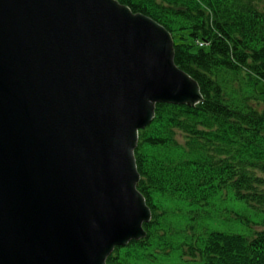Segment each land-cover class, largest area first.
<instances>
[{"label":"water","instance_id":"obj_1","mask_svg":"<svg viewBox=\"0 0 264 264\" xmlns=\"http://www.w3.org/2000/svg\"><path fill=\"white\" fill-rule=\"evenodd\" d=\"M174 55L117 0H0V264H106L146 238L139 131L203 101Z\"/></svg>","mask_w":264,"mask_h":264},{"label":"trees","instance_id":"obj_2","mask_svg":"<svg viewBox=\"0 0 264 264\" xmlns=\"http://www.w3.org/2000/svg\"><path fill=\"white\" fill-rule=\"evenodd\" d=\"M117 1L171 34L203 101L157 104L139 131L137 189L152 217L106 264H264V0ZM224 202L236 209L218 213Z\"/></svg>","mask_w":264,"mask_h":264},{"label":"rangeland","instance_id":"obj_3","mask_svg":"<svg viewBox=\"0 0 264 264\" xmlns=\"http://www.w3.org/2000/svg\"><path fill=\"white\" fill-rule=\"evenodd\" d=\"M173 40V39H172ZM264 87V86H263ZM177 138L179 139V141L183 142V137L181 134H178ZM232 203H226L224 202L223 204H221V207L219 208L218 210V213H221V214H224V213H227L225 211V209L227 210H235L236 207L235 205H231ZM225 208V209H224ZM243 211H241L242 213H248V215L250 216V220L252 221H256L257 220V217L255 215V212L254 211H251L250 209L246 208V209H242ZM179 218H181L183 220V223L185 224L188 223V224H192L194 223V221H192V218H193V214H188V213H175ZM227 215V214H225ZM201 222V221H200ZM225 222V226L224 227H233V229L235 230H239L240 232H244V233H247L248 229L242 225H238L236 221H233V220H229V221H224Z\"/></svg>","mask_w":264,"mask_h":264}]
</instances>
